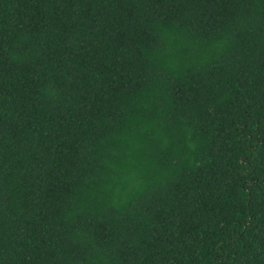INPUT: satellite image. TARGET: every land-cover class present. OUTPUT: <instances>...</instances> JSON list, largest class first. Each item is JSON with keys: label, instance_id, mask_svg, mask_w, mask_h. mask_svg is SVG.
I'll list each match as a JSON object with an SVG mask.
<instances>
[{"label": "trees", "instance_id": "obj_1", "mask_svg": "<svg viewBox=\"0 0 264 264\" xmlns=\"http://www.w3.org/2000/svg\"><path fill=\"white\" fill-rule=\"evenodd\" d=\"M0 264H264V0H0Z\"/></svg>", "mask_w": 264, "mask_h": 264}]
</instances>
